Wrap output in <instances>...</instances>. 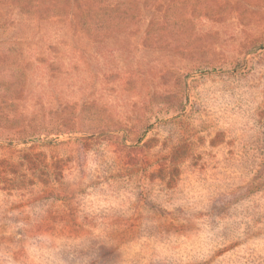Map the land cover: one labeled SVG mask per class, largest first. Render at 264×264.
Returning a JSON list of instances; mask_svg holds the SVG:
<instances>
[{
    "label": "rangeland",
    "instance_id": "obj_1",
    "mask_svg": "<svg viewBox=\"0 0 264 264\" xmlns=\"http://www.w3.org/2000/svg\"><path fill=\"white\" fill-rule=\"evenodd\" d=\"M0 264H264V0H0Z\"/></svg>",
    "mask_w": 264,
    "mask_h": 264
},
{
    "label": "trees",
    "instance_id": "obj_2",
    "mask_svg": "<svg viewBox=\"0 0 264 264\" xmlns=\"http://www.w3.org/2000/svg\"><path fill=\"white\" fill-rule=\"evenodd\" d=\"M19 4H22V2H26V4H38V0H17ZM55 4L58 3V0H52Z\"/></svg>",
    "mask_w": 264,
    "mask_h": 264
}]
</instances>
